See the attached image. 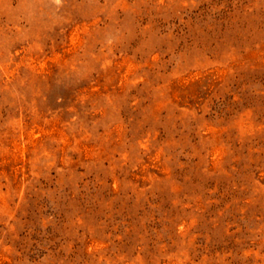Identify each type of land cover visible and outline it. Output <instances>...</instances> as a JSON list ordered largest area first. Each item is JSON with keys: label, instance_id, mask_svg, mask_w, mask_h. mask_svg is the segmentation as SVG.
Segmentation results:
<instances>
[{"label": "rangeland", "instance_id": "rangeland-1", "mask_svg": "<svg viewBox=\"0 0 264 264\" xmlns=\"http://www.w3.org/2000/svg\"><path fill=\"white\" fill-rule=\"evenodd\" d=\"M0 264H264V0H0Z\"/></svg>", "mask_w": 264, "mask_h": 264}]
</instances>
